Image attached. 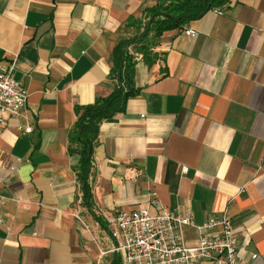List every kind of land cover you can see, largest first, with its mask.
Wrapping results in <instances>:
<instances>
[{"label":"crops","instance_id":"crops-1","mask_svg":"<svg viewBox=\"0 0 264 264\" xmlns=\"http://www.w3.org/2000/svg\"><path fill=\"white\" fill-rule=\"evenodd\" d=\"M159 1L0 0V60L16 58L29 92L23 115L0 125V264L111 263L70 133L76 105L112 92L116 44ZM147 45L134 53L138 93L100 124L93 210L106 221L163 204L197 225L226 214L242 263L264 264V0H231Z\"/></svg>","mask_w":264,"mask_h":264},{"label":"built area","instance_id":"built-area-1","mask_svg":"<svg viewBox=\"0 0 264 264\" xmlns=\"http://www.w3.org/2000/svg\"><path fill=\"white\" fill-rule=\"evenodd\" d=\"M187 34L194 35V29ZM16 58L8 63L0 60V125L9 117L22 116L27 107L29 92L18 80ZM24 133L33 127L20 126ZM0 196V225L3 223ZM152 214L148 207L121 210L107 217V228L112 240L110 252L122 255L123 264H243L238 240L230 217L226 214L210 216L197 225L191 215L170 211L163 204ZM186 227L198 233L197 242L189 244ZM253 259L257 257L254 254Z\"/></svg>","mask_w":264,"mask_h":264},{"label":"trees","instance_id":"trees-1","mask_svg":"<svg viewBox=\"0 0 264 264\" xmlns=\"http://www.w3.org/2000/svg\"><path fill=\"white\" fill-rule=\"evenodd\" d=\"M231 0H160L155 6L147 8L146 21H140L138 32L133 37L122 38L116 44L110 78L116 80L112 92L97 97L88 105H76L77 119L70 133L69 151L78 155L75 166L80 184L81 202L89 209L94 219L104 229L107 222L93 210V191L91 178L94 173V152L98 142L100 124L111 120L116 114L124 112L128 100L138 93L135 85V55L143 51L149 56L148 42L150 36L158 37L165 31L180 28L192 20L201 18L214 7L222 6ZM131 49L134 52H131ZM110 264H121V256L113 253Z\"/></svg>","mask_w":264,"mask_h":264},{"label":"rangeland","instance_id":"rangeland-1","mask_svg":"<svg viewBox=\"0 0 264 264\" xmlns=\"http://www.w3.org/2000/svg\"><path fill=\"white\" fill-rule=\"evenodd\" d=\"M110 259V257L108 258V260ZM108 262V261H107Z\"/></svg>","mask_w":264,"mask_h":264}]
</instances>
